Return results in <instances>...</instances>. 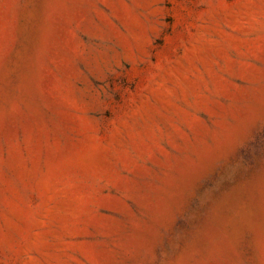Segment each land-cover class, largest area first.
Returning <instances> with one entry per match:
<instances>
[{
    "label": "rangeland",
    "instance_id": "obj_1",
    "mask_svg": "<svg viewBox=\"0 0 264 264\" xmlns=\"http://www.w3.org/2000/svg\"><path fill=\"white\" fill-rule=\"evenodd\" d=\"M0 264H264V0H0Z\"/></svg>",
    "mask_w": 264,
    "mask_h": 264
}]
</instances>
